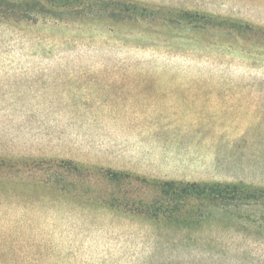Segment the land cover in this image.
I'll return each instance as SVG.
<instances>
[{"label": "rangeland", "instance_id": "1", "mask_svg": "<svg viewBox=\"0 0 264 264\" xmlns=\"http://www.w3.org/2000/svg\"><path fill=\"white\" fill-rule=\"evenodd\" d=\"M0 264H264V0H0Z\"/></svg>", "mask_w": 264, "mask_h": 264}, {"label": "trees", "instance_id": "2", "mask_svg": "<svg viewBox=\"0 0 264 264\" xmlns=\"http://www.w3.org/2000/svg\"><path fill=\"white\" fill-rule=\"evenodd\" d=\"M163 186H173L171 183H165ZM219 188V187H218ZM228 187H226L225 189L227 190ZM217 193H212V195H214L215 197H220V198H224V196L227 194L226 192H224L223 190L219 189V191H216Z\"/></svg>", "mask_w": 264, "mask_h": 264}]
</instances>
